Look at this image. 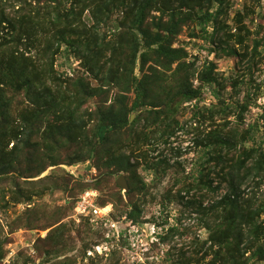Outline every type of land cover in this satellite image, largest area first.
I'll return each mask as SVG.
<instances>
[{
	"label": "rangeland",
	"instance_id": "374dc122",
	"mask_svg": "<svg viewBox=\"0 0 264 264\" xmlns=\"http://www.w3.org/2000/svg\"><path fill=\"white\" fill-rule=\"evenodd\" d=\"M49 1L63 8L70 5L66 0ZM22 5L23 2L16 5L11 0L4 9L9 17H16L21 13L34 16L39 8L32 0H26L23 10ZM216 7L213 5L211 10ZM159 15L152 11L150 20ZM121 17L116 12L112 17L114 24H119ZM82 18L85 24H91L87 10ZM217 23L203 30L200 25L188 22L178 34L171 35L168 42L171 41L173 48L186 52L185 60L193 64L195 71L209 62L215 64L216 72L226 79L223 92L227 103L248 104L243 124L236 126L239 130L253 127L252 138L244 145L264 148L261 119L264 112V0H224L223 14ZM132 39L131 35L127 36V43ZM128 50L104 69L98 68L87 55H77L65 45L56 55L55 75L65 86L82 81L89 92L86 100L78 104L80 115L85 116L83 130L88 134L96 129V117L92 114L98 108L111 105L118 118L129 116L133 121L136 114L141 118L119 136H111L106 144L86 150L77 162L68 163L62 161L65 157L59 158L57 163L60 164L48 167L34 179L46 177L43 181L28 184L23 180L16 189L11 182L0 180V264H58L61 260L65 262L62 264H194L196 261L207 264L212 258L208 238L216 222L205 210L225 193L226 183L217 193L201 186V177L213 178L214 185L219 178L214 169L208 170L214 164L208 156L211 148L207 151L208 148L196 140L214 128L209 116L216 100L211 91L203 87L200 99L191 102L177 99V111L169 119L163 124L149 125L142 119L146 115L150 119L151 113L128 111L135 97L132 79L141 77L143 64L138 55L134 68L128 64L127 69L119 70L123 60L133 61ZM107 56L109 54L100 57V63L108 61ZM154 61L155 55L145 57V70ZM175 66L167 65L164 73L170 91L177 87V81L171 77ZM192 83L199 85L195 78ZM160 93L164 96L162 91ZM15 99L21 107L24 92L16 93ZM228 120L229 127L235 125L234 115ZM141 131L150 132V137L148 143L135 152L137 157L131 158L135 165L132 171L119 170L116 158L111 163L107 161L106 149L115 155L119 152L118 138L123 140L132 132L133 139ZM74 149L69 146L68 152ZM121 175L127 181L128 190H133L129 194L116 182ZM246 183L242 197L255 195L258 198L262 204L260 221L264 220V181L255 186L249 178ZM85 189L97 190L99 204L111 208L106 221L95 223L74 217L73 206ZM19 192L31 196V201L10 204L9 196H19ZM130 203L141 210L136 222L122 214ZM263 240L260 239L261 248ZM96 243L103 246L101 253L95 249ZM247 264H264V253H255Z\"/></svg>",
	"mask_w": 264,
	"mask_h": 264
},
{
	"label": "trees",
	"instance_id": "16d2710c",
	"mask_svg": "<svg viewBox=\"0 0 264 264\" xmlns=\"http://www.w3.org/2000/svg\"><path fill=\"white\" fill-rule=\"evenodd\" d=\"M6 1L11 0H0V180L11 182L16 189L23 180L28 184L43 181L46 177L34 179L48 167L60 164L57 163L59 158L65 157L62 161L68 163L77 162L86 150L106 144L111 136H119L141 118L138 114L133 121L129 116L118 118L110 105L92 114L97 126L91 135L83 130L85 116L80 115L78 104L86 100L89 92L82 81L65 86L55 75L53 64L62 45L77 55H87L101 69L118 55L123 56L127 48L133 61L123 60L118 67L121 71L127 69L128 64L134 68L138 55L143 64L145 57L155 55L154 64L146 70L141 64V77L132 79L135 97L129 112L151 113L150 119L146 115V120H142L149 125H159L177 111V99L180 102L198 100L203 87H207L216 100L209 116L214 128L196 140L207 147V151L211 148L208 156L214 164L208 170L214 169L219 178L214 185L213 178L201 177V186L217 193L226 183L225 193L205 210L216 222L208 238L212 258L207 264H247L255 253H264V247H260V239L264 238V220L260 221L262 204L255 195L242 197L246 191L243 186L249 178L255 186L264 181V148L244 145L252 138V126L242 130L236 127L243 124L248 104L227 103L223 92L226 79L216 72L215 64L209 62L195 71L193 64L185 60L186 52L173 48L171 41L168 42L169 37L178 34L188 22L200 25L203 30L210 24L218 25L224 0H66L70 2L68 8L51 5L49 0H32L39 7L34 16L21 13L16 17L6 14ZM20 2H23V10L26 0H14L16 5ZM213 5H217L215 10H211ZM86 10L91 24L82 20ZM152 11L159 12V17L153 16L150 20ZM116 12L122 16L119 24L112 21ZM129 35L133 38L131 43L126 41ZM108 54V61L100 63L99 58ZM173 64L176 66L171 77L177 81V87L170 91L164 73L167 65ZM194 78L198 86H193ZM20 91L24 92L25 99L18 107L15 95ZM231 114L236 123L229 127ZM261 119L264 129V112ZM149 133L141 131L132 139L131 132L123 140L118 138V154L106 149L105 158L110 163L116 158L119 170L132 171L135 165L131 158L137 157L135 152L148 143ZM69 146L75 149L68 152ZM33 170L35 173L30 174ZM132 191L130 188L126 193ZM21 193L16 197L10 195L8 202L31 201V196ZM97 204L101 206L98 197ZM140 213L132 203L122 212L132 222L137 221ZM110 218L113 220L111 215ZM62 263L65 262L61 260L58 264Z\"/></svg>",
	"mask_w": 264,
	"mask_h": 264
},
{
	"label": "built area",
	"instance_id": "2783aa9c",
	"mask_svg": "<svg viewBox=\"0 0 264 264\" xmlns=\"http://www.w3.org/2000/svg\"><path fill=\"white\" fill-rule=\"evenodd\" d=\"M98 192L95 189H86L76 199L73 211L74 217L79 219H88L90 222L99 223L109 218L110 209L101 207L97 204ZM115 224H111L114 227ZM103 246H96L97 252L101 253L100 248ZM107 248V247H106Z\"/></svg>",
	"mask_w": 264,
	"mask_h": 264
},
{
	"label": "water",
	"instance_id": "95a60500",
	"mask_svg": "<svg viewBox=\"0 0 264 264\" xmlns=\"http://www.w3.org/2000/svg\"><path fill=\"white\" fill-rule=\"evenodd\" d=\"M118 186L122 188L124 191L128 190V184L124 176H119L116 180Z\"/></svg>",
	"mask_w": 264,
	"mask_h": 264
}]
</instances>
